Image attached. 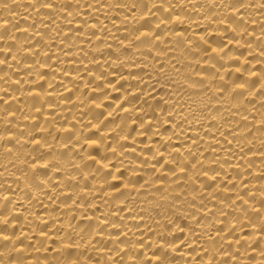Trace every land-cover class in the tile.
<instances>
[{"label": "bare ground", "instance_id": "1", "mask_svg": "<svg viewBox=\"0 0 264 264\" xmlns=\"http://www.w3.org/2000/svg\"><path fill=\"white\" fill-rule=\"evenodd\" d=\"M0 264H264V0H0Z\"/></svg>", "mask_w": 264, "mask_h": 264}]
</instances>
